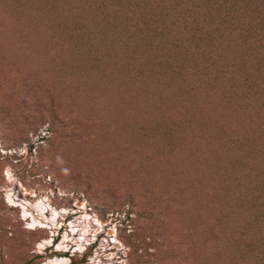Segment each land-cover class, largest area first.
Here are the masks:
<instances>
[{
    "label": "rangeland",
    "instance_id": "374dc122",
    "mask_svg": "<svg viewBox=\"0 0 264 264\" xmlns=\"http://www.w3.org/2000/svg\"><path fill=\"white\" fill-rule=\"evenodd\" d=\"M155 41V0H0V264H264L250 68Z\"/></svg>",
    "mask_w": 264,
    "mask_h": 264
},
{
    "label": "trees",
    "instance_id": "16d2710c",
    "mask_svg": "<svg viewBox=\"0 0 264 264\" xmlns=\"http://www.w3.org/2000/svg\"><path fill=\"white\" fill-rule=\"evenodd\" d=\"M156 36L161 42L155 45L162 46L166 58H171L167 50L181 56L178 61H196L205 68L222 59L229 66L250 68L242 76L243 84L249 83L244 94L253 97L249 104L258 101L254 114L263 118L264 0H155ZM187 52L192 57H184Z\"/></svg>",
    "mask_w": 264,
    "mask_h": 264
}]
</instances>
